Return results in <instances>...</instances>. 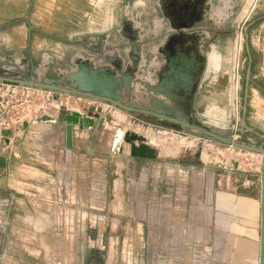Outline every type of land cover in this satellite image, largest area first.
Returning a JSON list of instances; mask_svg holds the SVG:
<instances>
[{
  "label": "crops",
  "instance_id": "crops-1",
  "mask_svg": "<svg viewBox=\"0 0 264 264\" xmlns=\"http://www.w3.org/2000/svg\"><path fill=\"white\" fill-rule=\"evenodd\" d=\"M210 5L205 20L195 19L193 30L211 32V41L200 50L213 55L212 74L199 91L197 108L213 113L228 108L237 12L224 18L220 0H210ZM179 7L175 0H0V58L25 56L37 66L47 61L50 67L45 75L57 78L56 70H71L81 57H101L103 52L95 45L103 43L112 52L127 44L122 33L124 15L135 22L141 19V32L144 30L146 39L154 38L158 53L172 22L179 20ZM238 67L235 100L247 104V120L254 125L255 100L264 101V0H256L242 22ZM43 71L39 68L34 76L39 79ZM64 115L62 109L54 108L51 120H35L13 128L16 131L8 135L3 133L6 148L19 153L21 169L37 175L22 174L19 180L21 189L27 188L25 193L20 190V203L36 207L35 213L28 211L26 215L41 222L59 221L58 235L75 237L87 232L84 225L92 217L99 222L112 220L113 205L118 212L116 228L94 233L103 238L104 247L122 241L123 224L131 220L141 228L139 238L150 237L146 252L153 255V264L160 260L158 248L162 244L156 243L161 238L165 254L171 247L178 250L180 264H260L264 234L262 159L260 170H242L182 161L172 165L161 159V154L156 160L133 158L127 144L116 153L114 137L110 143L98 142L99 131L109 125L106 112L96 114L100 124L94 129L76 126L74 147L68 149ZM197 157L202 160L199 153ZM92 163L95 168L90 167ZM96 173L104 181L92 179ZM174 182L179 186L177 191L175 185L170 186ZM33 186L35 193L28 191ZM14 187L12 181L7 185L9 195L17 192ZM77 221L83 229L76 228ZM105 251L102 248L99 253ZM103 259L93 263L107 264V256Z\"/></svg>",
  "mask_w": 264,
  "mask_h": 264
},
{
  "label": "water",
  "instance_id": "water-1",
  "mask_svg": "<svg viewBox=\"0 0 264 264\" xmlns=\"http://www.w3.org/2000/svg\"><path fill=\"white\" fill-rule=\"evenodd\" d=\"M175 1L180 5L179 20L172 22V29L165 35V45L158 48V53L164 58L163 62L159 61L157 46L153 44L154 38L147 40L144 30L141 32L144 28V25L141 26V19L138 17L135 22L124 15L122 33L127 37V44L116 47L112 52L106 50L103 43L95 45L94 47L103 52L101 57H81L74 62L75 66L71 70H56L57 78L54 79L45 75L50 67L47 61L37 66L33 59L25 56L0 58V81L43 88L55 92L56 97L60 94H71L93 98L123 111L137 113L139 118L148 117L169 122L171 126L183 128L187 133L208 141L263 155L264 171V144L256 145L235 140L233 137V133L242 135L252 132L264 138V134L248 122L247 104L235 100L240 81L238 55L242 22L256 0H245L244 3L242 0H220L223 4L220 8L222 17H229L230 12L235 11L237 15L233 25L235 40L229 77L228 108L213 113L197 108L199 91L212 74L213 55L200 50L202 45L211 41V32L193 30L195 19L205 20L210 0ZM247 30L248 27L244 28L246 34ZM39 68L44 71L36 79L34 73ZM247 80L249 81V75ZM139 95L146 102H141ZM132 98L137 101L129 104L124 102L125 99ZM239 111L242 112L241 117ZM98 118L97 115L77 108L66 112V147H74L76 126L81 129H94L100 124ZM51 119V116L46 115L37 121ZM125 144L129 145L133 158H159V147L133 130L126 131L121 142L114 140L116 153H121ZM260 264H264V234Z\"/></svg>",
  "mask_w": 264,
  "mask_h": 264
},
{
  "label": "rangeland",
  "instance_id": "rangeland-1",
  "mask_svg": "<svg viewBox=\"0 0 264 264\" xmlns=\"http://www.w3.org/2000/svg\"><path fill=\"white\" fill-rule=\"evenodd\" d=\"M140 96L139 100L146 102ZM255 101L254 114L251 121L257 130L264 134V101L261 99ZM76 103L77 109L85 113L92 112L95 115L102 112L107 113L109 125L99 131L98 142L100 144L112 142L114 137L113 130L118 127L125 131L136 130L137 133L146 136L149 141L154 137H158V140L160 138L157 141L161 159L167 160L172 165L182 161L185 164L206 163L223 168L240 167L242 170H260L263 157L261 154L241 150L232 145L211 142L189 134L183 128L164 124L159 120H152L148 117L139 118L137 113L123 111L93 98L76 100ZM96 107L99 108L98 112L94 111ZM62 112L66 113V110L62 108ZM117 114L123 115L125 120L119 122ZM134 116L138 119H134ZM241 116L242 112L239 111V117ZM115 122L117 126L113 125ZM11 131L16 130L9 128L3 130V133L8 135ZM233 137L235 140L246 141L256 145L264 144V138L252 132H246L242 135L233 133ZM16 152L13 151L11 153L9 148H6L4 139L0 140V264H94V261L104 260V256H107V264H149V259H151L150 264H153V255L146 252V247L151 239L150 237H138L139 225L137 222L125 221L123 224L125 234L123 240L114 241V243H111L113 247L110 248L103 246V238L100 235L94 236L99 234L100 230L105 232L116 228L114 218L118 212H115L113 205L110 209L113 216L112 220L99 222L95 217H92L91 221H86L84 225L87 232L75 237H69L64 234L58 235L57 227L62 225L59 221L41 222L30 216V214L29 216L26 215L28 211L35 213L36 207L35 205L26 206L20 203V190L25 193L27 188L22 187L21 189L19 180L22 174L25 177L31 176L34 178L37 175L32 172L26 174L25 169L24 171L21 169L23 162L19 157V153ZM112 153H114V149H112ZM197 153H199L202 160L197 157ZM90 167L95 168L93 163ZM92 179L96 181L103 179L104 181V177L98 173ZM11 181L12 184H15L14 188L17 189V192L13 190L9 195L7 185ZM173 185H175V190L177 191L178 184L174 182L170 186ZM30 188H28V191L36 192L34 186ZM10 196L12 198L16 197L17 200L10 202L7 200V197ZM129 218L131 219L130 215ZM42 223H45L44 227ZM78 224L79 221L76 222V228L83 229ZM43 228L46 231H43ZM53 230L56 231L53 232ZM95 232L96 234H94ZM162 239L156 243V245L162 244V247L158 248L160 260L157 264H180V253L178 250L171 247L168 253L165 254ZM102 248H105V254L99 253Z\"/></svg>",
  "mask_w": 264,
  "mask_h": 264
},
{
  "label": "built area",
  "instance_id": "built-area-1",
  "mask_svg": "<svg viewBox=\"0 0 264 264\" xmlns=\"http://www.w3.org/2000/svg\"><path fill=\"white\" fill-rule=\"evenodd\" d=\"M83 98L92 99L71 94H60L56 97L55 92L43 88L0 81V140L4 139L3 130L22 128L25 123L49 115L54 108H64L66 112H70L77 108L76 100ZM98 110L96 107L94 111Z\"/></svg>",
  "mask_w": 264,
  "mask_h": 264
},
{
  "label": "bare ground",
  "instance_id": "bare-ground-1",
  "mask_svg": "<svg viewBox=\"0 0 264 264\" xmlns=\"http://www.w3.org/2000/svg\"><path fill=\"white\" fill-rule=\"evenodd\" d=\"M117 117H118V119H119V122H123L124 120H125V118H124V116L123 115H119V114H117ZM133 131H135L136 132V130H133ZM125 130L124 129H122V128H117L116 130H115V135H114V140L116 139V141H118V142H121L122 141V139H123V137H124V134H125ZM146 137V136H145ZM147 138V137H146ZM148 139V138H147ZM149 140V139H148ZM158 140V137H154L152 140H151V142H153L156 146H158L159 147V143H158V141L160 140V138H159V140ZM156 142V143H155Z\"/></svg>",
  "mask_w": 264,
  "mask_h": 264
},
{
  "label": "flooded vegetation",
  "instance_id": "flooded-vegetation-1",
  "mask_svg": "<svg viewBox=\"0 0 264 264\" xmlns=\"http://www.w3.org/2000/svg\"><path fill=\"white\" fill-rule=\"evenodd\" d=\"M34 78H36V79H38L37 77H35L34 76ZM137 100L136 99H134V98H132V99H125V103H127V104H129V103H131V102H136ZM159 120V119H158ZM160 122H162V123H164V124H168V125H171V123H169V122H166V121H163V120H159Z\"/></svg>",
  "mask_w": 264,
  "mask_h": 264
}]
</instances>
